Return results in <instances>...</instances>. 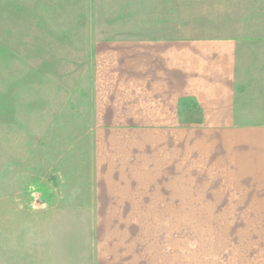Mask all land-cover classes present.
Segmentation results:
<instances>
[{
    "label": "rangeland",
    "instance_id": "rangeland-1",
    "mask_svg": "<svg viewBox=\"0 0 264 264\" xmlns=\"http://www.w3.org/2000/svg\"><path fill=\"white\" fill-rule=\"evenodd\" d=\"M157 39L234 40L264 78V0H0V264H264L227 121L134 105Z\"/></svg>",
    "mask_w": 264,
    "mask_h": 264
},
{
    "label": "crops",
    "instance_id": "crops-1",
    "mask_svg": "<svg viewBox=\"0 0 264 264\" xmlns=\"http://www.w3.org/2000/svg\"><path fill=\"white\" fill-rule=\"evenodd\" d=\"M245 54L234 40H138L132 65L139 92L146 86L161 99L142 103L139 97L134 105L155 104L156 114L168 118L197 112L199 119L227 121L230 182L263 215L264 78L240 72L248 66L241 62Z\"/></svg>",
    "mask_w": 264,
    "mask_h": 264
}]
</instances>
